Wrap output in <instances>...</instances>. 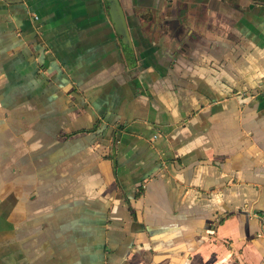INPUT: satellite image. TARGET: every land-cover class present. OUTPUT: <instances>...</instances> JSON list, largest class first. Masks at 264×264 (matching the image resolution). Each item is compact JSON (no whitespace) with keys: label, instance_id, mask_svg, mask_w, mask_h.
<instances>
[{"label":"crops","instance_id":"crops-1","mask_svg":"<svg viewBox=\"0 0 264 264\" xmlns=\"http://www.w3.org/2000/svg\"><path fill=\"white\" fill-rule=\"evenodd\" d=\"M188 13L0 0V264H264V0Z\"/></svg>","mask_w":264,"mask_h":264},{"label":"flooded vegetation","instance_id":"flooded-vegetation-1","mask_svg":"<svg viewBox=\"0 0 264 264\" xmlns=\"http://www.w3.org/2000/svg\"><path fill=\"white\" fill-rule=\"evenodd\" d=\"M124 8L127 25L131 35L129 23L133 27H138L142 30L144 25L157 28H169L171 33L178 39L180 38V31L186 25L189 18L188 10H191L193 18L192 22L197 23V0H120ZM127 5L128 9L126 8ZM129 12V14H128ZM130 16V20L128 17ZM178 30V31H177ZM180 30V31H179ZM117 32V31H116ZM118 35V33H117ZM119 37V36H118ZM176 38V39H177ZM121 40V38L119 37ZM191 40H194L192 38ZM133 39L131 36V41ZM186 44L190 42L186 41ZM124 45L130 46L123 43Z\"/></svg>","mask_w":264,"mask_h":264},{"label":"water","instance_id":"water-1","mask_svg":"<svg viewBox=\"0 0 264 264\" xmlns=\"http://www.w3.org/2000/svg\"><path fill=\"white\" fill-rule=\"evenodd\" d=\"M107 5V11L111 18V21L118 33V36L121 38L122 43L133 46L131 41V35L127 25V17L124 11V8L121 5L120 0H105Z\"/></svg>","mask_w":264,"mask_h":264},{"label":"built area","instance_id":"built-area-1","mask_svg":"<svg viewBox=\"0 0 264 264\" xmlns=\"http://www.w3.org/2000/svg\"><path fill=\"white\" fill-rule=\"evenodd\" d=\"M255 216L259 220V224L261 226L262 232H264V213L263 214H260V215L255 214Z\"/></svg>","mask_w":264,"mask_h":264}]
</instances>
